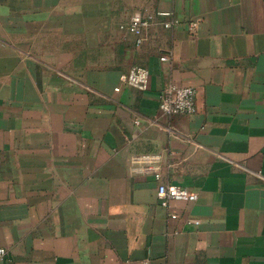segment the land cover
I'll list each match as a JSON object with an SVG mask.
<instances>
[{"label":"crops","instance_id":"1","mask_svg":"<svg viewBox=\"0 0 264 264\" xmlns=\"http://www.w3.org/2000/svg\"><path fill=\"white\" fill-rule=\"evenodd\" d=\"M159 11L139 45L119 27ZM135 65L144 91L121 80ZM167 82L195 88L193 114L160 111ZM158 183L197 198L161 206ZM0 248V264H264V0H0Z\"/></svg>","mask_w":264,"mask_h":264},{"label":"built area","instance_id":"2","mask_svg":"<svg viewBox=\"0 0 264 264\" xmlns=\"http://www.w3.org/2000/svg\"><path fill=\"white\" fill-rule=\"evenodd\" d=\"M157 15L168 16L170 13L163 11L156 12L155 15L149 13H134L129 16L126 22L121 23L119 27L135 35L136 43L139 45L142 40L143 32L150 26L154 17ZM178 23L179 20L173 18L165 20L163 26L169 28ZM188 25L194 29L197 22L192 21L189 22ZM160 59L166 60L167 57L163 55ZM149 75L150 72L147 67L135 65L122 75L121 80L133 88L144 91L148 87ZM114 89L118 90L119 87H115ZM195 96L196 90L194 87L167 82L162 86L159 94L160 111L168 116L173 114H193L196 111ZM133 162L140 164V167L138 168L140 171L151 174L156 180L160 179L161 174L158 168L160 162L159 154H140L134 157ZM156 194L159 204L167 208H170L171 202L194 201L197 198L195 192H192L185 187L170 183H158ZM170 217L175 218L177 217V214L171 212ZM189 222L197 223L196 220H189ZM4 254L5 250L0 248V258H2ZM142 264H146V261L142 262Z\"/></svg>","mask_w":264,"mask_h":264}]
</instances>
